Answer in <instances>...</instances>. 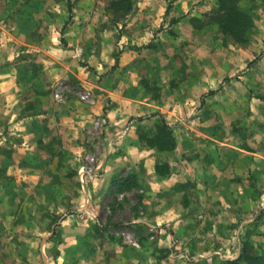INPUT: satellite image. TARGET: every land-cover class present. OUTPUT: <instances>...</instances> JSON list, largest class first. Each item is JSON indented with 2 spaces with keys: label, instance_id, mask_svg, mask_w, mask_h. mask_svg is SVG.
I'll list each match as a JSON object with an SVG mask.
<instances>
[{
  "label": "rangeland",
  "instance_id": "374dc122",
  "mask_svg": "<svg viewBox=\"0 0 264 264\" xmlns=\"http://www.w3.org/2000/svg\"><path fill=\"white\" fill-rule=\"evenodd\" d=\"M107 1L0 0V108L2 103L6 106L11 102L8 98L11 93L16 100L14 116L9 113L10 108H5L0 115V141L23 140L32 134L34 112H39L41 106L35 103L37 93L53 92L56 100L59 95L71 94L80 102L90 104L95 94L82 87L81 81L71 83L64 79V83H49L46 64L39 57L43 51L38 50L50 53L45 57L53 59L49 70L54 76L65 75L66 70L72 69L68 67L73 61L74 68L83 76L92 77L96 85L102 84L100 87H110L128 98L138 99L146 107L140 117H129L130 121L147 122V130L142 129L139 135L152 134L161 120L170 122L175 128V141L182 144L180 151L150 154V157H154L156 165H167L168 175L182 173L184 181L178 184L174 181L168 194L162 196V203H158L168 202V206L175 204L181 209L197 201L203 202L193 192L196 185L187 180L190 172L206 171L214 176L231 177L241 169V178L222 177L224 185H229L228 181L250 185L247 193L237 195L241 197L240 206L230 207L227 203L229 207H225L224 216H230L226 221L231 224L229 240H239L241 247L249 243L264 253V230L251 235L254 237L252 243L245 237L250 230L247 226L264 221V160L253 172L251 167L244 168L246 159L252 154L256 158L264 157V0L240 4V9L250 15L253 24L245 45L224 37L217 27V31L203 35L207 30L201 28L204 16L213 12L217 0H129V14L121 20H117L120 16L114 19L106 11ZM187 35L190 40L181 39ZM228 56L235 61L227 71L224 64ZM226 93L228 99H222ZM240 94L242 102L238 103L241 106L235 109V96ZM174 103V114L166 111L162 114V107ZM2 148L0 264H29L19 253L23 242L18 241L17 236L19 227L30 221L35 212L28 199L30 195H19L17 191V173L2 159L4 155L10 158L11 150ZM238 160L244 164L238 165ZM98 172L99 169L94 179H98ZM139 180L144 182L137 174H132L123 184H116L117 191L125 194L119 197L116 192L106 198L104 208L95 215L99 223L94 220L92 226L87 225L88 233L108 236L120 249L122 246L136 247L126 237L152 236L165 228L162 227L167 222L149 224L146 233L143 228L131 224L133 219L144 216V197L152 199V192L143 193L144 186ZM155 183L147 180L148 192ZM71 190L64 210L66 214L74 212L76 201L80 199L85 203L101 201L81 188V195L78 194L75 184ZM218 197L212 195L209 199L215 203ZM156 200L154 198V202ZM220 213L213 211L214 216ZM79 214L87 216V213ZM50 221L46 229L57 232V227L52 225L54 220ZM25 232L29 236L31 231ZM170 233L172 238L162 256L168 257L173 264L176 259L184 264H223L237 258L232 251L237 249L230 244L228 247L212 246L210 251L195 256L178 255L175 259V237L172 231Z\"/></svg>",
  "mask_w": 264,
  "mask_h": 264
},
{
  "label": "crops",
  "instance_id": "0c3cea01",
  "mask_svg": "<svg viewBox=\"0 0 264 264\" xmlns=\"http://www.w3.org/2000/svg\"><path fill=\"white\" fill-rule=\"evenodd\" d=\"M216 27L213 25L209 27V30L205 28L207 30L202 32L203 35L217 31ZM181 39L190 40V36L187 35ZM38 51H43V55L39 57L40 61L46 64V75L50 77L48 80L50 84L64 83V79L71 83L81 81L82 87L91 89L95 96L88 104L80 102L71 94L59 95L56 100L53 92L37 93L35 103L37 105L41 103V106L39 112H34L35 124L32 134L23 140L10 139L9 143L4 139L0 141V147H3V150L7 149L12 152H10V158L4 155L2 159L9 163L18 175L19 195H30L27 196L29 202L35 204L33 206L30 203L31 209L35 212L32 215L35 214V216L30 217V221L19 227L17 240L23 242L19 247L21 257L26 258L29 264H73L74 262L75 264H173L168 257L162 256L172 238L170 231L175 237V259L178 255L195 256L210 251L212 246L228 247L230 244H234L237 249L232 250L234 258L238 257L240 242L229 240L231 224L226 220L230 216H224V210L229 205L230 207H236V204L240 206L241 197L237 195L247 193L250 185H245L247 186L245 187L230 183V181H228L229 185H224L225 181L222 177L225 176L221 174L214 176L209 172L206 174V171H193L187 175V180L196 185L193 192L198 194L203 202L197 201L195 205L191 203L181 209H177L175 204L168 206V202L160 204L164 199L162 196L168 194L174 181L178 184L184 180H181L182 173H175V175L172 173L166 177L156 175L154 171L156 162L150 154L157 156L163 153L146 148L140 142L139 133L142 129L147 130V122L129 120L131 116L143 115L146 107L137 101L138 99L128 98L109 86L110 89L100 87L102 84L96 85L92 77L83 76L77 68H74L73 61H70L68 67L72 69L66 70L65 75L54 76L49 70L50 61L53 59L45 57L50 53L41 49ZM225 60L224 69L228 71L234 65L235 59L228 56ZM11 95L8 96L11 102L6 106L4 103L1 104L0 115L4 113L5 108H10L11 116L15 115L16 100L12 93ZM226 95L227 93L222 99H226ZM235 98V109H238V106H241L242 96L240 94ZM175 109V103L161 108L162 114L164 111L174 114ZM167 118L170 117H166V121H168ZM43 120L46 121L43 123ZM97 121H103V126H96ZM166 123L172 128L170 122ZM171 130L175 135V128ZM181 145L176 141L175 152L180 151ZM252 155L246 159L245 164L239 160L237 164H244L246 169L251 167V172H253L257 164L263 163L261 161L264 157L256 158L254 154ZM84 165L99 169L98 179L86 183L85 193L101 201L97 204L96 201L85 203L80 199L76 201L74 212L66 214L64 210L68 206L67 200L72 194L73 184L78 194L81 195L78 174ZM132 174H137L139 179L144 180V182L139 180V183L144 186L145 192L143 193L152 192L154 194L151 193V200H148L147 196L144 197L142 201L145 209L144 216L133 219L131 224L138 225L148 233L149 224L160 225L167 222L162 227L166 230L165 228L160 229L152 236L149 234H145L144 237L132 235L134 237H128L127 240L129 242L131 240L136 247L122 246L118 249L116 241L112 238L92 235L88 233L90 229L86 227L87 225L92 226L94 220L99 223L95 215H98L101 208H104L106 198L116 195V192L119 193L116 184H123L124 179ZM234 175L231 177L241 178V169ZM231 177L225 178L230 180ZM148 179L156 182L155 187H151L149 192ZM123 194L125 192L119 193V197ZM212 195L214 197L219 195L215 203L209 199ZM154 198L157 199L156 202ZM250 203L252 204V201ZM53 209L59 212H54ZM234 209L231 211L233 212ZM40 211L44 214L40 215ZM213 211L221 213L214 216ZM80 212L87 213V216L80 215ZM51 219L54 220L52 225L57 227V232L56 229L55 232L46 229ZM216 219L218 222H215ZM88 221L92 222L87 224ZM210 222H212L211 225ZM247 227L250 230L246 233V241L252 243L251 239L254 237L251 235L264 230V221H256L254 225L250 224ZM24 228L31 231L29 236ZM87 243L90 246H86ZM175 264L184 263L176 259Z\"/></svg>",
  "mask_w": 264,
  "mask_h": 264
},
{
  "label": "trees",
  "instance_id": "16d2710c",
  "mask_svg": "<svg viewBox=\"0 0 264 264\" xmlns=\"http://www.w3.org/2000/svg\"><path fill=\"white\" fill-rule=\"evenodd\" d=\"M244 1L249 0H217L213 12L204 16L205 20L202 22L201 28L216 25L218 32L235 44H247L248 32L253 24L250 15L240 9V4ZM106 4V11L111 13L114 19L120 16L117 20H121L129 14V0H108ZM194 21L200 20L195 19ZM139 140L145 147L157 153L172 152L176 148L175 136L171 127L164 120L155 126L152 134H140ZM155 173L160 177L167 176L169 173L168 166L156 165ZM223 264H264V253L259 252L249 243H245L236 259L226 261Z\"/></svg>",
  "mask_w": 264,
  "mask_h": 264
},
{
  "label": "built area",
  "instance_id": "2783aa9c",
  "mask_svg": "<svg viewBox=\"0 0 264 264\" xmlns=\"http://www.w3.org/2000/svg\"><path fill=\"white\" fill-rule=\"evenodd\" d=\"M83 99L85 98V96L82 97ZM103 121H97L95 122V125L96 126H103ZM98 169L96 168H93L92 166H87V165H84L81 169H80V172H79V181H80V184H81V190L83 192H85V189H86V183L87 182H90L91 180L94 179L95 177V172H97ZM128 239V237H126Z\"/></svg>",
  "mask_w": 264,
  "mask_h": 264
}]
</instances>
